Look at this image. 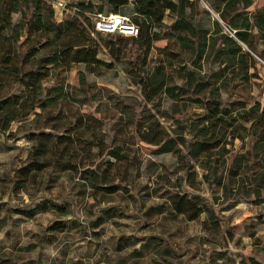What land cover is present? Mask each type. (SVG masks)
<instances>
[{"label":"rangeland","instance_id":"rangeland-1","mask_svg":"<svg viewBox=\"0 0 264 264\" xmlns=\"http://www.w3.org/2000/svg\"><path fill=\"white\" fill-rule=\"evenodd\" d=\"M93 1L104 14L111 13L107 0ZM185 4L197 33L182 32L191 47L175 38L177 15L167 11L150 47L126 39L125 59L100 75L85 72L84 86L78 76L84 65L67 73L71 99L61 115L66 125H59V131L73 124L79 112L88 114L105 140L102 154L97 156V149L81 152L67 160L72 168L67 171L58 165L28 168L40 140L33 135L38 126L31 122L34 116L14 123L8 133L0 131V264H264V142L243 118L237 138L229 130L199 136L207 125L206 99L219 98L221 108L241 115L258 103L260 109L264 106V66L258 59H264V45L255 29L252 46L238 41L253 57L250 69L239 65L226 54L229 44L223 36L237 38L219 16L221 0ZM263 5L264 0H253L240 10L253 22ZM119 13L132 18L134 5ZM50 52L49 47L40 50L25 69ZM98 57L112 61L106 51ZM130 63L140 76L135 80L128 74ZM161 63L167 74L175 72L170 83L184 85L177 76L181 65L195 73L194 82L177 91L176 100L160 93L148 102L142 83ZM61 70H51L45 85H53ZM2 80L4 95L22 90L14 76L3 74ZM153 120L164 128L165 141L173 140L171 151L138 137L137 129ZM90 134L83 132L82 138L90 140ZM198 141L215 143V155L194 157ZM113 150L119 159L110 156ZM106 161L114 166L104 165ZM91 162H102L96 175L77 172ZM106 167L110 178L104 180ZM183 196L195 204L192 213L179 212L188 208ZM198 207L204 212L190 220Z\"/></svg>","mask_w":264,"mask_h":264},{"label":"trees","instance_id":"trees-1","mask_svg":"<svg viewBox=\"0 0 264 264\" xmlns=\"http://www.w3.org/2000/svg\"><path fill=\"white\" fill-rule=\"evenodd\" d=\"M55 1L0 0V131L8 133L14 123L27 121L34 116L31 122L38 126L35 127L36 132L33 135L40 140L32 148L29 156L30 163L27 167L33 168L38 164L44 167L58 165L62 167V170L67 171L72 169L68 167L67 160L78 157L81 152L86 155L92 154L95 149L98 150L97 156H99L106 147L101 132L97 133V127L92 124V119L88 114L79 112L78 119L73 124L64 126L63 131H59L61 130L59 125H66V123L61 124V115L71 99V86L67 73L84 65L85 71L78 70L80 84L84 86L86 84L85 72L100 75L104 69L112 70L114 63H120L125 59L126 39L150 47L153 37L157 35V29L165 25L164 19L167 11L176 12L177 20L173 27L177 31L175 38L183 46L191 47L188 43L190 37L182 34L183 31L195 36L197 33L185 14V1L188 0H107L111 13L114 14H120L121 8L132 3L134 16L129 18L139 27L137 37L126 38L120 34H108L107 40H103L102 35L105 34L95 29V17L103 14V6L95 4L93 0H71L64 14L71 13L72 18L65 17L59 21L54 7ZM221 2V7L217 8L219 16L234 31L237 38L235 40L231 36H223L224 42L229 44L226 54L229 58L235 59L239 65L250 69L253 57L243 52L238 41L252 46L253 35L251 33L255 29L264 45V5L255 10L254 20L251 22L250 17L245 16L240 10V6L250 7L253 0H221ZM27 12H29V18L26 16ZM19 14L22 18L14 22V16ZM216 24L219 26V22ZM113 35L117 36V40L112 39ZM95 36H98L100 40H96ZM23 37L24 42L20 43L19 39ZM24 45H27L26 50L24 54H21L20 48ZM46 47H49L51 52L31 69L26 70V66L30 64V58H36L39 51ZM102 51L107 52L112 59L111 62L98 57ZM130 65L132 67L129 68L128 74L135 80L140 76L135 68L136 64L130 63ZM58 69L62 70L56 74L55 83L46 86L51 70L57 71ZM177 71L180 72L177 76L183 80L184 85L182 86L169 82L175 72L167 74L165 65L162 63L155 66L142 83L146 101H152L153 97L160 93H166L176 100L179 97L177 91H185L187 86L190 87L193 84L195 73L190 68L181 65ZM3 74L14 76L16 82L22 86V90L4 95ZM204 109L206 113L203 120L207 125L199 130L200 137L207 138L217 130H229L230 135L237 138L238 134H235L238 130L237 126L243 118L245 122L251 123L250 130L258 135V141L264 142V106L260 109L259 103L241 115L228 108H221L219 98H209L204 102ZM82 128L83 132L91 133L90 140L82 138ZM136 133L141 141L155 146L166 147L173 143L171 139L165 141L166 132L157 120H153L146 128H138ZM196 146L197 153L193 156L198 159L203 153L205 157L214 156L218 148L215 143L199 141ZM168 147L166 151H171L172 146ZM109 154L116 159L120 157L117 150ZM104 165L112 168L114 163L106 161ZM86 167L88 168L85 170L84 167L78 168L77 172L96 175L97 171L102 168V162H91ZM107 169L106 167L102 173L104 180L110 178ZM27 176L28 174L25 175L26 179ZM181 200L183 204L188 205V208H180V213L185 214L193 210L195 204L191 200L184 196ZM203 212L204 210L198 207L190 220L197 218Z\"/></svg>","mask_w":264,"mask_h":264},{"label":"built area","instance_id":"built-area-1","mask_svg":"<svg viewBox=\"0 0 264 264\" xmlns=\"http://www.w3.org/2000/svg\"><path fill=\"white\" fill-rule=\"evenodd\" d=\"M69 2L70 1L68 0H56L54 2V7L56 8L57 18H59V21L63 20L64 11ZM95 29L97 32L105 35L120 34L126 37H137L139 35V27L134 24L128 16L122 14L103 13L96 15ZM258 59L264 66V59Z\"/></svg>","mask_w":264,"mask_h":264}]
</instances>
